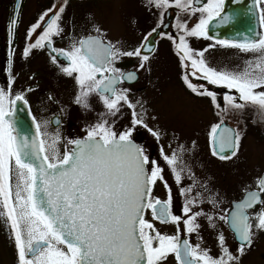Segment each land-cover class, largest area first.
I'll list each match as a JSON object with an SVG mask.
<instances>
[{
  "label": "snow or ice",
  "instance_id": "snow-or-ice-1",
  "mask_svg": "<svg viewBox=\"0 0 264 264\" xmlns=\"http://www.w3.org/2000/svg\"><path fill=\"white\" fill-rule=\"evenodd\" d=\"M261 2L264 0H256L257 4ZM66 3L64 0L58 10L53 4L30 27L29 37L46 25L35 43L24 49L25 56L63 31L59 20ZM146 3L159 10L161 18L173 7L190 15L200 13L194 27L189 29L183 23L176 25L185 32L176 43L182 66L190 67L193 76L201 73L198 78L211 85L235 90L238 96H224L230 108L240 110L256 106L264 113V32L238 42L219 40L221 45L252 53L253 59L246 61L240 71H217L206 65L203 51L195 53L189 47L185 37L212 39L209 25L217 18L221 24L230 21L228 15H222L225 0H208L202 7L195 6L200 0H173L171 3L170 0H146ZM259 19L264 26V11ZM158 27L160 25L153 27L143 37L145 43L132 51L122 52L100 36L74 42L67 52L53 48L52 52H59L70 61L62 71L69 76L76 74L80 87L76 102L82 103L90 93L96 92L110 111L118 110V104L126 102L127 96L116 86L123 79H134L135 73L121 72L114 62L120 57L135 56L141 58L139 66L143 68L149 57L142 55V49L148 46L149 38L157 33ZM168 39L174 40L171 35ZM185 61H190V65ZM183 79L193 92L216 100L215 93L203 85L197 88L188 75ZM23 99L19 94L11 99L5 89L0 88V218L10 223L14 232L20 264H161L169 254L175 255L178 264H234L238 261V257L224 247L223 234L218 237L221 249L218 257L211 256L199 244H191L187 238L181 239V231L197 232V218L206 215L193 210L197 203L195 196L188 198L187 194L196 186L181 189L185 195L183 215H174L170 190L165 201L152 195V187L164 179L161 167L145 155L141 146L133 143L130 130L116 133L105 126L106 121L98 123L88 131L86 138L67 141L61 154L56 147L58 136L49 140L41 133L40 124L35 125L32 134L19 129L10 105ZM133 123L142 121L137 119ZM222 124L223 121L213 125L210 135L213 142L219 144L221 153L226 148L231 149L230 156L220 155V158L231 159L237 154L241 134L223 128L217 137ZM213 154H217L215 148ZM164 160L179 183L183 169L177 170V154L165 156ZM255 183L257 190H247L230 215L219 217L229 224L240 241L238 251L241 254L252 244L253 229L264 230V176L258 177ZM257 205L260 210L250 215L249 210ZM149 210L153 219L176 225L177 234L165 235L157 231L146 219ZM207 218L212 221L211 216Z\"/></svg>",
  "mask_w": 264,
  "mask_h": 264
},
{
  "label": "flooded vegetation",
  "instance_id": "flooded-vegetation-1",
  "mask_svg": "<svg viewBox=\"0 0 264 264\" xmlns=\"http://www.w3.org/2000/svg\"><path fill=\"white\" fill-rule=\"evenodd\" d=\"M63 2L64 0H19L16 7L15 0L0 1V88L5 89L11 99H15L17 94L23 96L24 99L19 101L26 105L35 123L41 125V133L46 134L49 140L58 136L56 147L61 154L67 141L87 137L88 131L98 123L106 121L105 126L116 133L130 130L132 141L141 146L145 155L161 167L164 179L158 180L152 187V195L165 201L170 190L171 211L174 215H183L185 195L181 193V189L189 188L193 184L196 186L192 193L187 194L188 198L195 196L197 203L193 210L202 211L206 215L197 218V232L186 234L181 231V239L187 238L191 244H199L201 249L208 250L211 256L218 257L221 254L218 237L223 234L224 247L238 257L234 264H264V230L253 229L252 244L241 254L238 251L240 241L229 224L219 219L221 215L231 214L234 205L244 198L247 190H257L255 182L258 177L264 176V113L256 106H246L240 110L230 108L224 96H238L235 90L211 85L198 78L201 73L197 72L196 76H193L190 67L182 66L176 43L178 37L185 35V32L176 25L183 23L190 29L198 23L200 13L190 15L173 7L161 18L159 10L150 8L146 0H67L59 20L63 31L54 35L50 42L46 41L45 46L32 49L25 56L24 49L35 43L46 25L37 29L31 37L28 36L30 27L43 13L52 8L53 4L58 10ZM171 2L173 0H170ZM207 2L208 0H200V4L195 6L202 7ZM257 5L259 13L264 11V2ZM51 15L52 13H49V16ZM157 25H160L157 33L149 38L148 46L142 49V55L149 57L143 68L139 66L141 58L135 56L120 57L114 62V66L121 72L135 73L134 79H123L116 86L127 96L126 102L120 101L118 104V110L110 111L96 92L90 93L82 103L67 102L61 98L62 93L65 95L71 90L70 87L65 88L66 84L76 90V96L80 93V87L75 79L76 74L69 76L62 71L70 61L59 52H52L53 48L67 52L71 50L74 42L89 36H100L104 42H110L122 52L132 51L145 43L143 37ZM96 29L100 31L97 32ZM260 32H264L261 23ZM169 35L173 36L175 42L168 39ZM185 38L195 53L203 51V59L212 69L216 52L224 51L229 58L232 49L240 50L218 43L219 40L226 39L189 36ZM210 45L214 46L209 47ZM53 56L56 57L55 61ZM184 63L190 65V61ZM157 71L161 72V76ZM185 75L189 76V80L197 88L203 85L215 93L216 100L198 95L188 88L183 79ZM168 82L185 91L186 102L190 103L192 110L195 104L201 112L204 133L207 134L206 148L210 155L209 160L204 163L177 159V170L183 169L179 183L175 180L171 166L164 160V157H170V154L164 148L159 134L153 132L151 124L152 116L156 120L161 119L160 111L156 108L158 103L162 104L160 100L164 98L165 108L171 100L179 102L167 88ZM42 96L47 99H41ZM169 98L172 99L168 100ZM50 99L56 100L64 111L53 108ZM13 106L10 105L12 108ZM75 111L80 112L79 115H76ZM137 119L142 123L134 124L133 121ZM221 121L223 124L217 131V137L223 128L234 129L241 134L239 149L231 159L220 158V155L230 156L231 153L227 154V148L221 153L219 144L214 143L210 135L213 125L221 124ZM164 129L165 127L162 130ZM214 148L216 155L213 154ZM201 200L202 203L199 202ZM209 200L214 202L210 203ZM259 210L260 206L257 205L249 210V214ZM208 216L212 217L211 222ZM146 219L150 220L161 234H177L176 225L153 219L150 210L146 213ZM161 264L178 262L174 254H169Z\"/></svg>",
  "mask_w": 264,
  "mask_h": 264
},
{
  "label": "rangeland",
  "instance_id": "rangeland-1",
  "mask_svg": "<svg viewBox=\"0 0 264 264\" xmlns=\"http://www.w3.org/2000/svg\"><path fill=\"white\" fill-rule=\"evenodd\" d=\"M231 52V57L229 58H227V53L224 51H219L214 54L215 70L222 72L240 71L244 68L246 61L253 59L252 53H246L236 49H232ZM157 73L161 76L160 71H157ZM169 77L170 76H167V78ZM66 85L65 88L70 87L71 90L67 92L68 95H63L62 93L61 98L67 102H76V90L71 85ZM57 87L64 88L63 86ZM167 88L179 102H173L171 100L172 98H169L168 100L171 101L169 102L168 107L165 108L164 98L160 100L162 104L159 105L160 103H158L156 108L160 111L159 116L161 119L156 120L154 119V116H152L153 119H151V124L153 132L159 134L160 139L164 144V148L168 151L170 157L173 153H176L177 159L181 161H189L193 163L207 162L210 155L206 148L207 134L204 133L205 130L203 127L201 112L197 110L198 108H196L195 104H193L192 110L190 103L188 104L186 102L187 96L185 91L174 87L172 84H169V82ZM69 96H71V98ZM45 98L46 97L42 96L41 99ZM50 101L52 107L57 111H64L63 108L58 106L59 104L56 100L50 99ZM181 101H184V103ZM75 112L76 115H79L80 113L78 111ZM163 127H165L164 130H162Z\"/></svg>",
  "mask_w": 264,
  "mask_h": 264
},
{
  "label": "water",
  "instance_id": "water-1",
  "mask_svg": "<svg viewBox=\"0 0 264 264\" xmlns=\"http://www.w3.org/2000/svg\"><path fill=\"white\" fill-rule=\"evenodd\" d=\"M18 3L19 0H15L16 7ZM222 15H228L230 21L221 24L219 18L214 20L209 25L210 36L238 42L260 32V13L256 0H225ZM13 109L14 120L19 129L29 134L34 133L36 123L26 105L18 100ZM229 153H231V149H227V154ZM0 252L3 254L6 264H20L14 232L10 223H5L3 218H0Z\"/></svg>",
  "mask_w": 264,
  "mask_h": 264
},
{
  "label": "bare ground",
  "instance_id": "bare-ground-1",
  "mask_svg": "<svg viewBox=\"0 0 264 264\" xmlns=\"http://www.w3.org/2000/svg\"><path fill=\"white\" fill-rule=\"evenodd\" d=\"M0 264H6L3 254L0 252Z\"/></svg>",
  "mask_w": 264,
  "mask_h": 264
}]
</instances>
